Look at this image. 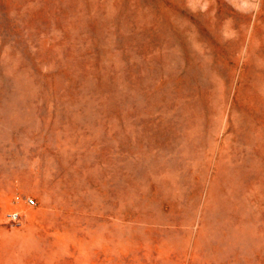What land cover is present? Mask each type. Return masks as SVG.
Listing matches in <instances>:
<instances>
[{
	"label": "rangeland",
	"instance_id": "obj_1",
	"mask_svg": "<svg viewBox=\"0 0 264 264\" xmlns=\"http://www.w3.org/2000/svg\"><path fill=\"white\" fill-rule=\"evenodd\" d=\"M0 264H264V0H0Z\"/></svg>",
	"mask_w": 264,
	"mask_h": 264
},
{
	"label": "built area",
	"instance_id": "obj_2",
	"mask_svg": "<svg viewBox=\"0 0 264 264\" xmlns=\"http://www.w3.org/2000/svg\"><path fill=\"white\" fill-rule=\"evenodd\" d=\"M29 202L33 203V201L31 199H29ZM6 218L8 221L16 222L20 218V213L18 211H11V212L6 214Z\"/></svg>",
	"mask_w": 264,
	"mask_h": 264
}]
</instances>
